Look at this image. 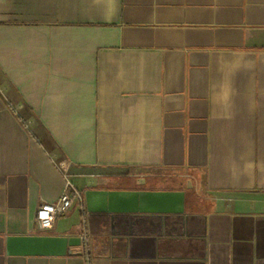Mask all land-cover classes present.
<instances>
[{"label":"crops","instance_id":"0c3cea01","mask_svg":"<svg viewBox=\"0 0 264 264\" xmlns=\"http://www.w3.org/2000/svg\"><path fill=\"white\" fill-rule=\"evenodd\" d=\"M63 172L183 190L184 225L84 202L40 229ZM83 225L87 253H6ZM0 264H264V0H0Z\"/></svg>","mask_w":264,"mask_h":264},{"label":"water","instance_id":"95a60500","mask_svg":"<svg viewBox=\"0 0 264 264\" xmlns=\"http://www.w3.org/2000/svg\"><path fill=\"white\" fill-rule=\"evenodd\" d=\"M84 202L88 212L109 214L110 220L120 218L128 222L132 216L144 214L166 217L183 214V190L147 189H86ZM10 255L63 256L80 246L79 236L55 234L9 235L5 239Z\"/></svg>","mask_w":264,"mask_h":264},{"label":"built area","instance_id":"2783aa9c","mask_svg":"<svg viewBox=\"0 0 264 264\" xmlns=\"http://www.w3.org/2000/svg\"><path fill=\"white\" fill-rule=\"evenodd\" d=\"M62 175L64 186L58 198L54 202L40 204L36 210V223L40 229L49 228L58 216L65 214L75 204L83 208L84 198L81 191L73 184L66 172H63ZM79 237L81 246L87 253L89 233L85 225L82 226Z\"/></svg>","mask_w":264,"mask_h":264},{"label":"flooded vegetation","instance_id":"af4514ba","mask_svg":"<svg viewBox=\"0 0 264 264\" xmlns=\"http://www.w3.org/2000/svg\"><path fill=\"white\" fill-rule=\"evenodd\" d=\"M150 220H153L149 226L147 222L150 223ZM185 216L182 214H170L166 217H150V216H137L135 222L138 223L139 226L144 227V229L151 230H159L162 233H165V227L168 228L169 231L175 230L178 227H182L184 225Z\"/></svg>","mask_w":264,"mask_h":264},{"label":"rangeland","instance_id":"374dc122","mask_svg":"<svg viewBox=\"0 0 264 264\" xmlns=\"http://www.w3.org/2000/svg\"><path fill=\"white\" fill-rule=\"evenodd\" d=\"M171 179L178 180V181H180V180H181V181H182V178H180V179H179V178H177V177H172V178L165 177V179H164V180H165V181H171ZM166 184H167V183H165V184H163V185L165 186Z\"/></svg>","mask_w":264,"mask_h":264}]
</instances>
